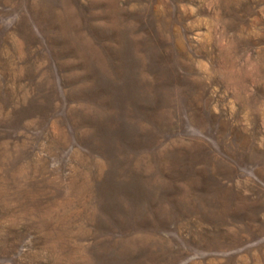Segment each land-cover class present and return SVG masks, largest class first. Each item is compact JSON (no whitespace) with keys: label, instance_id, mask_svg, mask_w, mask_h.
I'll return each mask as SVG.
<instances>
[{"label":"rangeland","instance_id":"374dc122","mask_svg":"<svg viewBox=\"0 0 264 264\" xmlns=\"http://www.w3.org/2000/svg\"><path fill=\"white\" fill-rule=\"evenodd\" d=\"M0 264H264V0H0Z\"/></svg>","mask_w":264,"mask_h":264}]
</instances>
